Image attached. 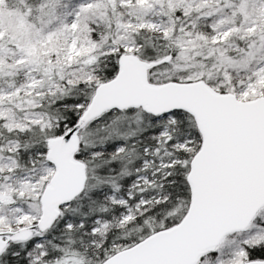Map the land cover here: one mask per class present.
I'll return each mask as SVG.
<instances>
[{"label":"snow or ice","instance_id":"obj_1","mask_svg":"<svg viewBox=\"0 0 264 264\" xmlns=\"http://www.w3.org/2000/svg\"><path fill=\"white\" fill-rule=\"evenodd\" d=\"M0 264H264V0H0Z\"/></svg>","mask_w":264,"mask_h":264}]
</instances>
